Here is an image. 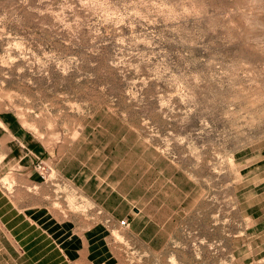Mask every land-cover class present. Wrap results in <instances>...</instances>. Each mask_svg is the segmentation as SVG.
<instances>
[{"label":"rangeland","instance_id":"rangeland-1","mask_svg":"<svg viewBox=\"0 0 264 264\" xmlns=\"http://www.w3.org/2000/svg\"><path fill=\"white\" fill-rule=\"evenodd\" d=\"M1 113L130 197L116 264H264V0H0Z\"/></svg>","mask_w":264,"mask_h":264},{"label":"crops","instance_id":"crops-1","mask_svg":"<svg viewBox=\"0 0 264 264\" xmlns=\"http://www.w3.org/2000/svg\"><path fill=\"white\" fill-rule=\"evenodd\" d=\"M77 150L74 140L45 147L0 114V264H116L113 232L129 221L131 199ZM38 156L51 161L52 180L35 171Z\"/></svg>","mask_w":264,"mask_h":264},{"label":"built area","instance_id":"built-area-1","mask_svg":"<svg viewBox=\"0 0 264 264\" xmlns=\"http://www.w3.org/2000/svg\"><path fill=\"white\" fill-rule=\"evenodd\" d=\"M35 171L39 174L40 178L44 181H49L51 179L49 174V167L42 161L37 160L33 165ZM120 225L127 226L126 220L119 221Z\"/></svg>","mask_w":264,"mask_h":264}]
</instances>
